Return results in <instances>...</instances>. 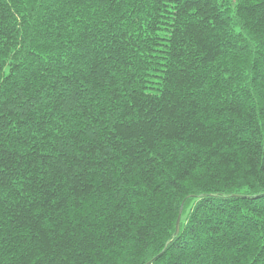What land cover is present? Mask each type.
Returning <instances> with one entry per match:
<instances>
[{"label":"trees","instance_id":"16d2710c","mask_svg":"<svg viewBox=\"0 0 264 264\" xmlns=\"http://www.w3.org/2000/svg\"><path fill=\"white\" fill-rule=\"evenodd\" d=\"M0 264H264V0H0Z\"/></svg>","mask_w":264,"mask_h":264},{"label":"water","instance_id":"95a60500","mask_svg":"<svg viewBox=\"0 0 264 264\" xmlns=\"http://www.w3.org/2000/svg\"><path fill=\"white\" fill-rule=\"evenodd\" d=\"M178 223H179V215H178V218H177V221H176V232L178 231Z\"/></svg>","mask_w":264,"mask_h":264}]
</instances>
